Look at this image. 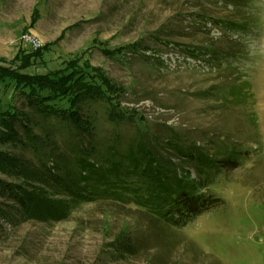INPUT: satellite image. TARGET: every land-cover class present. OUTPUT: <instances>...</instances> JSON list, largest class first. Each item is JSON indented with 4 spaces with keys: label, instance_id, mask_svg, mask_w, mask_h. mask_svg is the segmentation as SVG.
Instances as JSON below:
<instances>
[{
    "label": "rangeland",
    "instance_id": "rangeland-1",
    "mask_svg": "<svg viewBox=\"0 0 264 264\" xmlns=\"http://www.w3.org/2000/svg\"><path fill=\"white\" fill-rule=\"evenodd\" d=\"M192 1L0 0V65L21 66L20 59L15 65L9 59L26 48L30 65L17 69L22 73L45 74L69 61L99 69L113 80L106 96L138 107L150 130L163 133L165 123L197 138L204 149H212L213 138L219 147L243 152L240 166L221 173L210 188L224 202L181 228L111 200L80 203L60 222L22 220L14 210H4L0 264H264V62L246 64L244 50L231 58L232 65L181 54L185 45L209 37L196 34L192 24L197 21L191 15L200 7L218 19L233 16V4L201 0L195 8ZM248 1L241 16L260 28L264 0ZM167 23L173 28L170 46L152 36ZM206 25L218 47L233 52L243 48L239 32L210 20ZM133 42L157 49L161 57L148 56L151 50L116 54ZM31 47L37 48L35 53ZM116 88L126 90L125 99ZM108 101L90 102L85 110L96 126V141L116 139L124 152L139 128L110 122ZM0 108L28 112L35 133L46 138L45 130L53 132L64 152L80 144L75 132L58 120L36 116L9 77H0ZM0 150L40 164L39 154L22 140L0 143ZM1 168L0 162L1 179L27 183ZM9 199L0 196V202ZM140 238L147 242L131 253L127 243Z\"/></svg>",
    "mask_w": 264,
    "mask_h": 264
},
{
    "label": "trees",
    "instance_id": "trees-1",
    "mask_svg": "<svg viewBox=\"0 0 264 264\" xmlns=\"http://www.w3.org/2000/svg\"><path fill=\"white\" fill-rule=\"evenodd\" d=\"M219 1L226 6L233 4V16L224 19L208 16L207 11L200 7L201 0L192 1L191 6L200 7L191 15L197 21L192 22L197 26L196 34L209 37L202 39L201 43L185 45L186 49L181 54L194 58L211 57L218 65L223 62L232 65L231 58L244 49L233 52L231 48L218 47V39L210 35L211 28L207 27L206 21L220 27L225 25L226 30L239 34L254 32L258 27L254 22H248L246 16H241L244 7H248V0ZM158 29L152 36L170 46L173 43L172 25L167 23ZM184 30V34H188ZM232 41L226 40L228 43ZM36 49L30 48L33 53ZM26 50L22 49L20 55L9 59V63L14 65L20 59L25 66L12 68L0 65V77H9L14 82L36 116L58 120L75 132L80 144L73 146L70 152H64L61 144L55 141L53 132L45 130L46 138L35 133L36 124L28 112L0 108V143L22 140V144H31L40 160L37 165L0 150L1 169L27 182L22 184L0 178V196L11 197L9 203L0 202V213L12 209L22 220L60 222L66 220L80 203L111 200L123 206L135 205L160 223L181 228L224 202L210 192V188L221 173L240 166L239 155L243 152L232 151L227 146L219 147L213 138L210 140L212 149H204L197 138L165 123L161 125L163 133L150 130L147 118L138 107L122 106L117 98L106 96L114 88L113 80L111 82L99 69L80 67L69 61L63 69L45 74L22 73L17 69L30 65ZM140 50L144 54L151 50L148 56L161 57L157 49L140 42L123 46L115 52L124 54ZM115 90L121 100L125 99L126 90ZM97 100H109L107 114L110 122L133 123L139 128L140 134L124 152L120 151L116 139L106 144L96 141V126L86 113L85 105ZM1 218L0 215L2 221ZM5 222L11 226L9 221ZM146 242L147 238H140L129 240L127 244L131 253H136Z\"/></svg>",
    "mask_w": 264,
    "mask_h": 264
},
{
    "label": "clouds",
    "instance_id": "clouds-1",
    "mask_svg": "<svg viewBox=\"0 0 264 264\" xmlns=\"http://www.w3.org/2000/svg\"><path fill=\"white\" fill-rule=\"evenodd\" d=\"M262 27L254 32L241 33L239 43L244 49L245 63L258 65L264 62V16L260 17Z\"/></svg>",
    "mask_w": 264,
    "mask_h": 264
},
{
    "label": "built area",
    "instance_id": "built-area-1",
    "mask_svg": "<svg viewBox=\"0 0 264 264\" xmlns=\"http://www.w3.org/2000/svg\"><path fill=\"white\" fill-rule=\"evenodd\" d=\"M158 108H160V107H158Z\"/></svg>",
    "mask_w": 264,
    "mask_h": 264
}]
</instances>
